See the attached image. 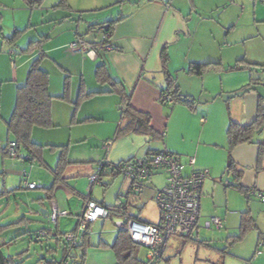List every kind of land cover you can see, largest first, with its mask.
Here are the masks:
<instances>
[{"label": "crops", "instance_id": "0c3cea01", "mask_svg": "<svg viewBox=\"0 0 264 264\" xmlns=\"http://www.w3.org/2000/svg\"><path fill=\"white\" fill-rule=\"evenodd\" d=\"M9 1L0 0V7L4 5L6 8L4 15L13 8L30 11L31 15L25 24H19L15 20L11 34H2L0 28V50L5 47V43L8 44L5 39L10 38L14 31L27 29L24 34L27 36L34 27L40 28L38 19L35 20L34 17L37 9H46L48 16L53 12V16L42 25L47 30H43L38 38L27 39L34 41L42 36L48 37L41 48L45 55L41 68L50 76L49 93L57 98L62 97L66 92V82H69V101L55 99L52 102L53 127L34 128L32 133L33 141L41 146L67 147L68 165L63 171L64 181L58 185V189L59 192L63 189L68 191V202L65 204L60 197L55 196L56 189L52 195L45 194V198L40 195V213L46 222H49L52 200L60 211H72L74 198H78L80 204L75 208L77 214L89 198L99 202L94 196L95 186L92 187L89 183L97 165L104 159L118 163L134 157L142 158L165 148L181 156L184 163H187L189 157H194L196 169L209 170L210 177L204 182L201 201L203 204V198L205 199L209 215H220L227 223L235 215H241L242 220V214L246 212H250L251 216H264V203L254 194L250 200L246 197V192L254 190L264 193V122L261 129L253 134L251 142L240 144L231 151L230 157L235 170L237 174H241L239 184L246 192L222 184L224 179L226 183L227 180L232 183L236 177L227 174L229 151L226 133L229 125L232 122L241 126L252 125L258 120L261 107L264 110V0H83L89 5L84 8L66 0L68 9L58 6L60 0L54 6L45 5L46 0L39 6L34 4L35 0H13V5L16 6L8 4ZM51 8L53 11H50ZM100 9L108 11L102 14L90 13ZM59 10L65 12L61 13L63 11ZM74 10H88L89 13L79 16V23L75 28L71 26L73 29L70 28L64 37L61 36L62 33L57 36L47 35L52 26L66 24L69 17L73 19ZM118 18L124 19L115 25L112 35L113 51L104 52L100 46L94 47L88 54L69 51L67 46L77 37L97 43L99 37L92 27ZM1 23L2 16L0 25ZM24 35L9 49L13 85L8 88L6 100L1 97L0 102L1 121L5 125L15 108L17 87L25 84L30 63L39 53L27 56L25 53H16L17 49L22 52L28 46ZM59 39L61 42H57ZM165 48L168 54L166 69L162 60ZM14 56H17L18 65H14ZM0 58L7 60L3 54H0ZM207 62L220 63L221 71L209 72L203 76L186 72L193 63ZM102 63L107 66L114 80L122 82L124 92L131 94L132 107L151 116L152 128L162 137L161 144L152 145V140L148 137L129 134L115 140L109 150L105 148V143L116 136L121 123V112L119 94L109 93L108 85L99 84L95 78L96 67ZM165 70L179 86L180 93L194 99V109L174 106L168 112L167 106L160 102L162 92L169 84ZM83 91L95 95L84 98L75 112L74 104L80 100ZM7 144L2 147L0 157ZM262 150L263 156L259 163ZM49 152L57 155L52 163L48 162ZM60 154V150L43 151V162L48 168L28 162L27 153L20 154L19 160L23 164H30V169L35 168L38 173L43 168L53 175L52 170L55 169ZM20 164L15 161L4 162L0 158V167L4 172L0 173L9 179L19 175L23 178V173L16 171ZM118 175L120 174L111 177ZM160 175L164 173L154 175L144 187L152 185L155 188L153 179ZM122 177L124 180L121 192L129 209L135 203H131V195H138L130 189V182ZM29 179L30 176L28 181ZM33 182L35 180L30 183ZM38 184L44 185L40 181ZM222 187L227 190L222 192ZM223 194H227V201L224 203ZM117 201L122 203L119 197ZM24 207L29 208V205L25 204ZM66 207H69L68 210ZM16 209L15 214L25 213L19 207ZM33 212L34 210L31 211ZM69 213L70 216L73 215ZM45 229L41 227L39 230ZM60 229L58 223L56 230L63 233ZM49 231L55 235L54 230ZM89 236L91 243L90 233ZM112 238L114 241L115 237ZM46 240L47 244H51L54 239ZM10 241L13 242L14 239ZM105 241L109 245L110 240ZM56 245L59 253L52 248L46 249L45 253L50 254L48 258L41 254L37 258L17 257L16 261L18 264H27L23 259H38L36 264L44 261L48 264H60L62 259L69 258H65L61 246ZM82 250L74 249L71 259H81ZM9 256L15 257L11 254ZM115 259V255L107 247L87 248L83 264H111Z\"/></svg>", "mask_w": 264, "mask_h": 264}, {"label": "rangeland", "instance_id": "374dc122", "mask_svg": "<svg viewBox=\"0 0 264 264\" xmlns=\"http://www.w3.org/2000/svg\"><path fill=\"white\" fill-rule=\"evenodd\" d=\"M58 1L59 0H46L45 5L54 6L55 4H57ZM71 1L74 2L75 6H80L79 8H84L85 6H89L83 0L81 1L71 0ZM85 1L87 2V0ZM8 4L12 6H16L13 5L15 4L13 0H10ZM4 9H6L4 5H1L0 18L2 16V23L0 25V28L2 29V34L3 32H8V33L10 32L9 34H11L10 30L14 26L15 20L19 24L22 23L25 24L31 15L30 11L26 12L27 10H20V9L13 10L15 8L11 9L4 15L3 14ZM52 9L53 8H51L50 11H53ZM59 11H63L61 13L65 12V10H59ZM106 11L108 10L100 9L96 11H90V13L94 12V13L102 14L105 13ZM35 13L36 14L34 17L35 20L38 19L37 22L40 28L34 27L33 31H31L27 36L24 35L25 33L23 34L25 36L24 39L26 41L28 40L26 42L27 45L29 44V42H31V39H27V38H36V37L38 38V36H40V33L43 32V30H47L46 28H43L42 25L46 22V20L47 21L49 20L50 16L51 17L53 16V12H50L48 16L46 9L45 10L43 9V11L37 9ZM85 13H89V11L74 10L72 12V16H74L73 19L69 17L70 19L69 18L67 19L66 24L52 26L51 28L48 29L47 35L54 36L55 34V36H57L59 33H62L61 36L64 37L69 33L70 28L72 27L75 28L76 24L79 23L77 18L79 16L84 15ZM14 32L12 33V35L14 34ZM57 42H61V40L59 39V41ZM7 43L8 44L5 43L4 44L5 47L2 50H0V54L5 55L8 60L7 61L0 58V102H1V97L2 99L4 98V101L6 100L5 98L8 93V88L9 86L13 85L12 77H11L12 58L9 55V49L13 45L10 44L9 42ZM16 53L18 55L24 54L21 52L20 49H17ZM24 55L27 56V54ZM17 56L13 57V59L16 60L14 65L19 64L17 62ZM175 106L185 107L187 110H189L188 107L183 106L181 104H177ZM166 108L167 111L170 112L171 106H167ZM0 135L2 136L0 137V147H1L0 152H1L2 147L6 145L7 141L9 140L7 135V128L3 121H0ZM1 138H3V140ZM159 143L161 144L162 142L160 140H153L151 142L152 145L153 144L158 145ZM45 149H49V148L45 146L44 150ZM52 153L53 152L48 153L49 155L48 162L51 163L54 162V160H56L55 158H57V155H52ZM21 154L26 155V152L22 149ZM1 156L2 157L0 158L4 162L15 161L16 163H21L20 164L21 166L16 171H19V173L21 174L24 171H27V173L29 172L31 174L29 182L35 180L37 184L39 183V181L40 183L41 182L44 183V185L42 184L43 189H36L34 191H30L24 189L25 187H23L22 185V181H23L22 176L20 175L19 177L14 176L9 179L7 176H3V174L0 175V226H5L13 222L17 224L16 226H14V228H16L15 231L9 233L6 232L5 234L2 235L1 241L3 242L4 241L9 242L10 240L14 239V241L11 242V244L5 246L2 249V253L6 257H8L10 254L13 256H17L19 254L18 257L30 256L32 258H37L41 254H43L45 257L48 258L50 254L47 255L45 251L46 249L48 250L49 248H52L56 250L55 252L59 253V250L57 249V245H56L58 244V242H56L55 240H52L53 242H51V244H47L48 242H46L47 241L46 239H44L41 243H38L35 242L34 240H31L30 238L41 227L46 228L47 230L54 229L53 225H51V223H49L48 221L47 223L41 216L40 206L38 203V198L40 197V195L42 198H45V194L49 192L48 189L54 186V176L48 170L43 168L42 169L40 168L42 171L38 173L37 170H35V168L30 169L31 167L30 164H23L24 162H22L19 159H11L8 156H4L3 152ZM0 172H3V169H1V167H0ZM123 180L124 179L121 175H118L116 177L103 176L102 183L104 185H95L94 188L95 198L99 202H104V204L109 206H115L120 204V202L118 201L116 202L117 197H119L121 202L124 203L126 201V198L123 197L124 194H122L121 192ZM165 181H166L165 175H160L154 177L153 184L156 187H162L165 184ZM227 181L230 182L229 180ZM222 184L224 186L227 185L225 179L223 180ZM151 186L152 185L147 186L144 189V191L138 196L131 195L130 197L131 203L132 201H134L135 203H134V207H129V212L130 214L138 218V220L140 221L148 222L151 224H157L159 220V212L156 203L152 199L155 194L156 187L154 188L153 186L152 187ZM58 188L59 186L56 187V192L54 191L56 193L55 196L60 197L63 203L67 204L68 191L63 189L59 192ZM222 190H223L222 192H224L225 190H227V188L225 189L223 188ZM16 198H18V200ZM226 201H227V194L226 195L223 194L222 202L224 203ZM10 203L12 205H10ZM25 204L29 205V208L24 207ZM77 204H80V200L78 198H74V205L72 207V211H68L71 212L73 215L69 217L59 218V224L61 228L60 230H63V233L73 232L76 229L75 224L77 222V216L80 213L79 212L77 214L75 211ZM201 206L203 211H201V218L198 226L194 230L193 236L191 238L187 237V239L172 237L168 243L167 249L163 254L162 258L153 261L152 264H264V216L257 217L254 215L252 216L250 215L252 220L251 228L249 229L243 240L235 241V237L241 234L240 223H239L241 221V215L239 217L237 215L232 216L231 218L233 220L228 223L225 222V220L221 217V219L224 221V228L222 230H218L214 227L207 229L205 227V223L209 221L212 217L220 218V215L214 216L215 213H213V215H209L210 213L206 209L204 198H203V204L201 203ZM17 207L23 209L25 213L20 212L18 214H15ZM141 207L143 208L140 211ZM68 208L69 207H66V210H68ZM32 210H34L33 213H31ZM24 216L26 217L25 219ZM116 221L117 218L114 217L113 221L111 218H109L106 219L105 221L100 220L96 224L91 225L90 235L92 242L90 244H87V248L103 249V247H107L105 240L107 241L110 240L109 245H111L114 242L112 237L115 238L117 237V228L115 226ZM108 249L112 251V253L115 255L114 251L111 248ZM62 254H64L63 250H62ZM138 259L144 263L148 261L146 249L139 248ZM23 260L24 262H27V264H36V262L38 261V259H23ZM47 260L52 261L53 259H47ZM70 260L72 264H74V259H70ZM111 264H118L117 258L115 259V262L113 261L111 262Z\"/></svg>", "mask_w": 264, "mask_h": 264}, {"label": "trees", "instance_id": "16d2710c", "mask_svg": "<svg viewBox=\"0 0 264 264\" xmlns=\"http://www.w3.org/2000/svg\"><path fill=\"white\" fill-rule=\"evenodd\" d=\"M33 2H34V4L39 6L42 4L43 0H35ZM58 6L61 8H64V9L68 8L66 0H61V3ZM123 19L124 18H118L115 21L106 22L104 24L93 26L92 30H95V32L98 34L97 30L99 28L107 27L113 35L115 25L117 23L121 22ZM26 30L27 29H24L21 31L16 30L10 38H7L5 40L7 42H9L10 44H15L23 36V34L26 32ZM98 37H99V40L97 43H92V42H90V43H92L94 45V47L100 46L104 52H107L103 48V41L100 39L99 34H98ZM47 39H48V37L42 36L38 40L31 41V42H29L27 48L22 51L23 53L28 54V55H33L36 52H39V53L37 54V56H35V58H33V60L30 63L25 84L17 87L15 108H14V111H13L10 119L6 121L7 135H8L9 140H8L7 146L2 150L4 156H8L11 159H19L20 154H21V150L23 149L27 154H29L28 158H27L28 160L26 159L28 162L36 163L43 168H48L46 166V164L43 162V158H42L44 146H41V145H39L33 141V139H32L33 130H34V128L48 129V128L53 127V123H52V102L55 99L69 101V96L67 93V91H68L67 88H68L69 82H66V92L64 93V95L62 97L57 98V97L52 96L49 93L50 76H49L47 71H45L41 68L42 61L45 57L44 53L41 51L42 50L41 48ZM162 60H163V64H164V69H166L167 68V62H168V54H167L166 48L164 49V51L162 53ZM221 68H222V65L220 63H215V62L193 63L189 66V68L187 69L186 72L190 75L203 76L204 74L209 73V72L221 71ZM165 73L168 77L167 80L169 82L167 89L169 91V95L171 96V98L173 100V103L171 105H169V104L163 102L162 104L165 106H171V108H173L177 104H181V105L186 106L190 109H194V107H195L194 99L190 96L183 95L182 93H180L179 86H177V84L175 83V80L171 77V75L169 74V72L167 70H165ZM95 78L99 84L108 85V87L110 88L109 93H118L120 96L119 107H120V112H121V123L118 127L116 136L112 140V142H115V140L120 139V138H122L126 135H129V134L148 137L152 141L162 139V137L159 135V133H157L152 128L151 116L147 113L140 112V111H138L132 107V105H131V94H127L124 92L123 87H121V86H123L122 82L116 81L111 77V75L108 71V68L105 64L102 63L96 67ZM93 95H95V94H93V93L87 94L84 91L81 92L80 100H78V102H76L74 104L75 112L79 108L80 103L82 102V100L84 98L91 97ZM1 120H2V117L0 115V121ZM263 122H264V110L261 107V109L259 111L258 120L254 124L249 125V126H241L237 123L232 122L229 125L227 133H226L227 134V140H228V151H229V161H228V165H227V174L228 175L233 174L236 177H234V180L232 183L227 182L226 186L234 187L238 191L243 192V193L246 192L241 187V185L239 184L241 174H237V171L235 170V165H234L230 155H231V151L236 146L243 144V143L251 142L253 134L255 133V131L257 129L258 130L261 129V127L263 126ZM11 140H13V141H11ZM12 142H14L16 144V156L14 158L11 157L7 151V148L9 147V145ZM47 147L51 151H57V150L61 151L57 165H56L55 169L52 170V173L54 175V186H52L51 188L48 189V191H49L48 194L52 195L53 192L55 191L56 187L58 185L62 184L64 181L62 179L63 171H64L65 167L68 165L67 150H66L67 147L66 146H63V147L47 146ZM164 151L168 152L171 155L177 156L181 159L182 163L186 165V169H185L186 174H189L192 171H198L199 172V171H206L207 170V169H204V170L196 169L195 168L196 160H195V164L193 167L189 166V164H188L189 159L194 158V157H189L187 159V163H184L181 156L176 155V154L168 151L166 148L163 150L154 152V153H150L148 156L154 155L157 153H161ZM262 156H263V150L260 152V155H259V163L262 160ZM207 171H208L209 175H208V177L205 178V180L210 177V172H209V170H207ZM24 172H27V171H24ZM161 172L164 173V175L166 177V181H165V185H166L167 184L166 173L162 170H153L150 174L149 179L143 183L141 192L138 193L137 195H140L143 192V189L145 188L144 187L145 184L148 183L154 175L159 174ZM1 174L2 173H0V175ZM117 174L118 173H115V172H113V173L102 172V174L100 175V180H99L100 182L99 183H92L90 181V184L92 187H94L95 185H104L102 183L103 176H114ZM205 180L202 183V190H203V185H204ZM23 182H24V177H23L22 185H23ZM163 187L155 188V194L152 198L154 200V202H155L156 193L158 191H160ZM24 189H26V188H24ZM202 190H201V199H200L199 218H198V222H197L195 228L198 226L199 221H200V217H201V201H202V193H203ZM30 191H32V190H30ZM258 192H260V191L254 190V191H250L248 193L246 192L247 199L250 200V198L253 194L257 196ZM50 198H53V197H50ZM257 198H259V197L257 196ZM89 200H92V199L89 198ZM259 200H260V202H262L261 198H259ZM92 201H95V200H92ZM95 202H97V201H95ZM97 203H99L100 205L104 206L105 208H107L109 210V215L106 219L111 218L113 221V218L115 217V218H117V221H118V220L123 219L124 217H127L131 220H134V221L143 222V221L138 220V218H136L135 216H133L132 214L129 213L127 203L126 204L120 203L119 205H115V206H109V205H106V204L100 203V202H97ZM131 207H134V205H132ZM142 208L143 207H141L140 210ZM250 215H251L250 212H246V213L242 214V220L240 222L241 234L239 236L235 237V241L243 240L245 238L247 232L251 228L252 220H251ZM69 216H66V217H69ZM212 218H217V217H212ZM106 219H102V221H105ZM211 219L205 223V226L207 223H210ZM222 222H223V227H224V221L222 220ZM49 223H51L50 220H49ZM58 223H59V219H58ZM58 223H57V227L53 226L54 227L53 230L55 231V235L51 234V232L49 231L50 229L49 230H47V229L40 230V231L35 232L30 237L31 240H34L35 242L39 243V242H42L44 239H50V238L54 239L55 241L58 242V245L61 246L63 253L65 254V258H69L68 260L70 262H71L70 259L72 258V251L76 248H81V249H83L82 250L83 255L81 256V259H74V264H83L85 261V258H86L87 244H90V236H89L90 227L94 223L88 226L87 231L82 235L81 242L72 246V247H70L64 241V236L67 233H62V232L60 233L59 231L56 230L58 228ZM143 223L151 224L148 222H143ZM159 223H160V217H159L157 224H151V225H159ZM77 224H78V216H77L76 228H77ZM16 225L17 224H8L5 226H0V264H18L16 261L17 260L16 258L18 256L6 257L2 253V249L5 246L11 244L12 241H9V242L1 241L2 235L5 234L9 229L14 228V226H16ZM51 225H52V223H51ZM212 227H214V226L213 225H211L210 227L206 226L207 229H210ZM195 228H194V230H195ZM76 230L77 229H75V231ZM194 230H193L192 234L190 236H188L189 238H191L193 236ZM75 231H73V232H75ZM44 232L47 233V235L38 238V236H40V234L44 233ZM68 233H72V232H68ZM184 238L187 239V237H184ZM107 248H111L114 251L116 258H117V261H118V264H152L153 261L162 258L163 254L165 253L164 252L160 257H157L153 260L147 259L148 261L146 263L140 261L138 259V251H139V248H143V247L135 244L131 240V238L129 237L128 233L125 231L117 232V237L115 238L114 242L111 245H107ZM144 249H146V248H144ZM64 260H67V259H62L60 264H62ZM44 262L47 263V261H44Z\"/></svg>", "mask_w": 264, "mask_h": 264}, {"label": "built area", "instance_id": "2783aa9c", "mask_svg": "<svg viewBox=\"0 0 264 264\" xmlns=\"http://www.w3.org/2000/svg\"><path fill=\"white\" fill-rule=\"evenodd\" d=\"M97 32L103 41L104 50L107 52L113 51L114 45L110 30L107 27H101ZM67 47L72 53L87 54L93 50L94 45L81 37H77ZM160 102L169 105L173 103L168 89L162 92ZM112 145L113 142L108 141L105 143V148L109 150ZM7 151L14 158L16 156V144L12 142ZM188 164L193 167L195 159L190 158ZM185 169L186 165L182 163L179 157L164 151L142 158H130L118 163L104 159L97 165L90 177L92 183H99L102 172L118 173L130 182V189L138 194L142 190L143 183L149 179L153 170H162L166 173L167 184L155 195V203L160 217L159 225L145 224L127 217L118 220L115 224L117 232H127L135 244L147 249V259L149 260L160 257L165 252L172 237L184 238L190 236L198 222L202 183L209 173L206 170L192 171L186 174ZM23 177V186L26 189L36 190L43 187L35 182L30 183L27 172L23 173ZM257 196L264 203V193L258 192ZM51 206L49 220L54 227H57L58 219L69 216L70 213L68 211H60L54 201H52ZM108 215L109 210L107 208L95 201L88 200L78 215L77 230L67 233L64 236V241L70 247L80 243L82 235L87 231L88 226L99 220L106 219ZM211 225L217 229L223 228V222L220 218H212L210 223L206 224L207 227ZM46 235L47 233L45 232L41 233L38 238ZM42 264L47 263L43 262ZM62 264L72 263L67 259Z\"/></svg>", "mask_w": 264, "mask_h": 264}]
</instances>
